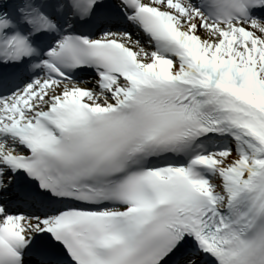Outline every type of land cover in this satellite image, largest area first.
<instances>
[{
	"label": "snow or ice",
	"instance_id": "obj_1",
	"mask_svg": "<svg viewBox=\"0 0 264 264\" xmlns=\"http://www.w3.org/2000/svg\"><path fill=\"white\" fill-rule=\"evenodd\" d=\"M0 264H264V0H0Z\"/></svg>",
	"mask_w": 264,
	"mask_h": 264
}]
</instances>
